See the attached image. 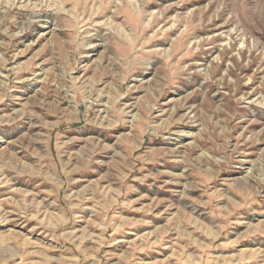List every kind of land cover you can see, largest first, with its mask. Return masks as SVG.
<instances>
[{"label":"rangeland","instance_id":"1","mask_svg":"<svg viewBox=\"0 0 264 264\" xmlns=\"http://www.w3.org/2000/svg\"><path fill=\"white\" fill-rule=\"evenodd\" d=\"M0 264H264V0H0Z\"/></svg>","mask_w":264,"mask_h":264}]
</instances>
